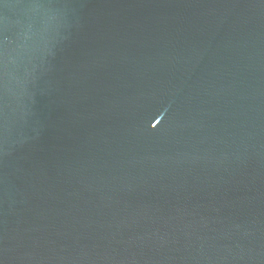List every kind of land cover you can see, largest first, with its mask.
<instances>
[{"label": "water", "instance_id": "water-1", "mask_svg": "<svg viewBox=\"0 0 264 264\" xmlns=\"http://www.w3.org/2000/svg\"><path fill=\"white\" fill-rule=\"evenodd\" d=\"M0 264H264V0H0Z\"/></svg>", "mask_w": 264, "mask_h": 264}]
</instances>
